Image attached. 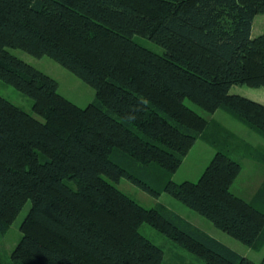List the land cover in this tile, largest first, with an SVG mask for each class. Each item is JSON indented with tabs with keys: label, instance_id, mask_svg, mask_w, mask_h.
I'll return each mask as SVG.
<instances>
[{
	"label": "trees",
	"instance_id": "trees-1",
	"mask_svg": "<svg viewBox=\"0 0 264 264\" xmlns=\"http://www.w3.org/2000/svg\"><path fill=\"white\" fill-rule=\"evenodd\" d=\"M257 14L264 0H0V79L30 97L41 118L0 95V232L31 202L12 264H165L161 247L139 231L143 223L203 264H264V254L258 263L239 255L107 180L166 192L243 244L264 246V181L255 200L232 193L242 166L225 150L216 149L196 182L157 186L198 138L217 146L186 100L264 135V104L229 93L264 87V33L251 37ZM7 48L52 58L95 100L77 106Z\"/></svg>",
	"mask_w": 264,
	"mask_h": 264
},
{
	"label": "rangeland",
	"instance_id": "rangeland-1",
	"mask_svg": "<svg viewBox=\"0 0 264 264\" xmlns=\"http://www.w3.org/2000/svg\"><path fill=\"white\" fill-rule=\"evenodd\" d=\"M262 33H264V14H257L253 19L251 37H256ZM133 39L156 53L163 54L164 52L161 46L148 38L135 35ZM7 49L13 55L53 77L58 83V92L77 106L85 107L95 100V91L90 85L52 58L48 56L35 57L21 49ZM261 92H264V87L253 88L246 85H233L229 93L264 102V94ZM0 95L24 111L41 119L32 111V99L1 79ZM186 104L206 118L209 125L205 132H207L208 136H215L218 139V142L216 140L217 148L209 141L206 142L198 138L179 168L172 174L163 173L157 186H160L164 180L170 178L177 183L182 181L196 182L213 157L215 149L221 148L228 152L232 158L238 160L242 166L239 175L231 185V192L246 200H255L256 192L264 181V157L261 158L260 156L261 154L264 155V135L249 128L245 123L222 109L210 113L189 100H186ZM107 180L140 205L146 208L163 206L178 214L191 225L205 231L239 255L257 263L261 261L264 254V246L255 249L243 244L216 228L207 218L166 192H161L156 197L125 177L120 178L119 181H112L108 178ZM30 207L31 202L27 201L8 229L4 233L0 232V260L4 264H12L11 252L22 236L20 225ZM139 231L161 247L165 264H203L201 259L184 250L150 225L141 224Z\"/></svg>",
	"mask_w": 264,
	"mask_h": 264
},
{
	"label": "crops",
	"instance_id": "crops-1",
	"mask_svg": "<svg viewBox=\"0 0 264 264\" xmlns=\"http://www.w3.org/2000/svg\"><path fill=\"white\" fill-rule=\"evenodd\" d=\"M261 93H263V94H264V92H261ZM258 98H259V99H261L259 96H258ZM254 100H255V99H254ZM262 100H263V99H262ZM259 102H261V101H259ZM261 103H263V104H264V102H261ZM215 150H216V149H215ZM260 156H261V158H263V157H264V155H263V154H261Z\"/></svg>",
	"mask_w": 264,
	"mask_h": 264
},
{
	"label": "clouds",
	"instance_id": "clouds-1",
	"mask_svg": "<svg viewBox=\"0 0 264 264\" xmlns=\"http://www.w3.org/2000/svg\"><path fill=\"white\" fill-rule=\"evenodd\" d=\"M144 103H147V101H144Z\"/></svg>",
	"mask_w": 264,
	"mask_h": 264
}]
</instances>
